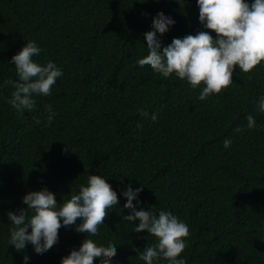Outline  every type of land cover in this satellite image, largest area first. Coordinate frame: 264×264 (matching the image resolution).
<instances>
[{"label": "trees", "instance_id": "1", "mask_svg": "<svg viewBox=\"0 0 264 264\" xmlns=\"http://www.w3.org/2000/svg\"><path fill=\"white\" fill-rule=\"evenodd\" d=\"M160 13L175 20L162 43L202 29L196 0H0V264H22L25 254L27 264H60L80 246L86 235L75 231L77 219L61 226L43 253L30 242L18 251L8 242L6 213L26 207L22 196L42 186L59 206L89 173L120 197L99 236L88 237L98 246L116 244L114 264H145L136 249L158 239L122 220L129 182L143 184L137 208L166 209L188 224L178 254L186 264H264V111L256 102L264 93V58L247 72L234 65L232 82L199 100L203 82L192 87L138 67L149 55L143 35ZM27 39L41 48L33 58L53 60L62 75L49 94L36 95L32 110L17 112L5 81L17 79L10 58ZM142 108L157 119L141 116ZM249 113L253 128L245 127Z\"/></svg>", "mask_w": 264, "mask_h": 264}, {"label": "clouds", "instance_id": "2", "mask_svg": "<svg viewBox=\"0 0 264 264\" xmlns=\"http://www.w3.org/2000/svg\"><path fill=\"white\" fill-rule=\"evenodd\" d=\"M196 4L202 29L194 34L173 37L170 43H162L161 35L175 20L160 13L152 23V31L143 35L149 55L139 61L138 67L151 66L154 72L164 77L174 74L192 87L203 82L197 99L204 100L232 82L234 65L247 72L264 58V0H196ZM144 15L148 17L149 14ZM205 29L214 30L215 37ZM40 51L35 40L27 39L10 58L17 79L5 83L13 85L8 103L17 112L32 110L36 106V95L49 94L50 86L62 75V67L53 60L41 63L33 58ZM256 102L259 111H264V93ZM48 113L46 122L51 123L56 113L51 106ZM140 115L153 121L157 119V113H149L147 108L140 109ZM246 120L245 127L256 126L251 113L247 114ZM239 130L237 125L234 131ZM231 142V137L222 141L225 148ZM142 187L143 184L134 187L129 182L121 193L126 198L123 208L129 210L122 214V220L137 221L132 224V231L146 230L158 238L154 245L145 244L142 250L136 249L137 255L145 264H153L157 257L167 258V264H186L185 257L178 254L186 245L184 237L189 234L188 224L166 209L137 208L141 203L138 194ZM21 199L26 207L6 213L12 225L8 242L16 250H23L30 242L33 251L43 253L57 242L61 226L73 225L79 219L75 231L85 234L86 239L63 256L60 264H95L101 258L103 264H114L116 244L103 247L88 239L89 236H99L110 210L120 206V197L100 175L89 173L79 190L71 193L59 206L55 193L46 186L27 191ZM29 209L31 215H28ZM29 259L27 254L23 255L22 264H27Z\"/></svg>", "mask_w": 264, "mask_h": 264}]
</instances>
